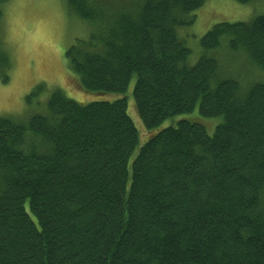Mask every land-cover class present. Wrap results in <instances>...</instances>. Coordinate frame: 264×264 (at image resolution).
<instances>
[{
    "label": "trees",
    "instance_id": "1",
    "mask_svg": "<svg viewBox=\"0 0 264 264\" xmlns=\"http://www.w3.org/2000/svg\"><path fill=\"white\" fill-rule=\"evenodd\" d=\"M206 1L65 0L94 97L0 117V264H264V15L215 25L192 65L179 31ZM13 65L0 36L3 83Z\"/></svg>",
    "mask_w": 264,
    "mask_h": 264
},
{
    "label": "rangeland",
    "instance_id": "2",
    "mask_svg": "<svg viewBox=\"0 0 264 264\" xmlns=\"http://www.w3.org/2000/svg\"><path fill=\"white\" fill-rule=\"evenodd\" d=\"M253 4L207 0L196 11L195 24L179 31L181 39L192 50L190 64L197 62L201 39L215 25L247 23L264 15V0ZM89 35L88 26L69 15L65 0H12L6 4L0 36L14 65L11 80L3 83L0 79V117L23 121L44 114L51 94L57 89L79 102L90 101L94 95L81 89L66 59L67 50L77 40H87ZM131 112L144 131L135 111ZM213 125L208 124L210 128Z\"/></svg>",
    "mask_w": 264,
    "mask_h": 264
}]
</instances>
